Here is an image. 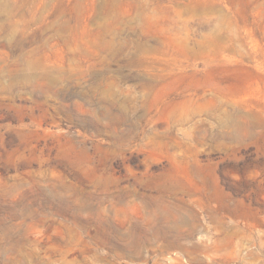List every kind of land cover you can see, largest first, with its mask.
I'll return each mask as SVG.
<instances>
[{
  "label": "rangeland",
  "instance_id": "1",
  "mask_svg": "<svg viewBox=\"0 0 264 264\" xmlns=\"http://www.w3.org/2000/svg\"><path fill=\"white\" fill-rule=\"evenodd\" d=\"M0 264H264V0H0Z\"/></svg>",
  "mask_w": 264,
  "mask_h": 264
}]
</instances>
